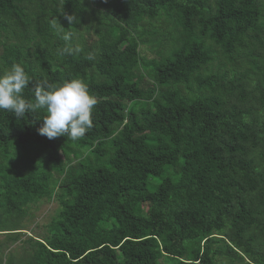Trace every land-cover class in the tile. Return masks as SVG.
Returning <instances> with one entry per match:
<instances>
[{
  "label": "trees",
  "instance_id": "16d2710c",
  "mask_svg": "<svg viewBox=\"0 0 264 264\" xmlns=\"http://www.w3.org/2000/svg\"><path fill=\"white\" fill-rule=\"evenodd\" d=\"M64 14L80 53L59 54ZM13 64L97 103L77 141L0 110V264H264V0H0Z\"/></svg>",
  "mask_w": 264,
  "mask_h": 264
},
{
  "label": "clouds",
  "instance_id": "9594fccd",
  "mask_svg": "<svg viewBox=\"0 0 264 264\" xmlns=\"http://www.w3.org/2000/svg\"><path fill=\"white\" fill-rule=\"evenodd\" d=\"M64 15L69 24L67 28L56 17L49 21L51 29L65 42L58 50L59 54L80 53L81 48L73 43L76 34L71 30L74 28L71 25L78 20L73 15ZM30 86H33V81L25 69L19 64L11 65L0 74V110L19 119L28 113L44 110L46 115L42 118L43 126L38 129V134L49 140L64 136L77 141L92 128L97 100L83 80L73 78L54 86L47 79H42L33 86L34 100L24 97L25 89Z\"/></svg>",
  "mask_w": 264,
  "mask_h": 264
},
{
  "label": "rangeland",
  "instance_id": "374dc122",
  "mask_svg": "<svg viewBox=\"0 0 264 264\" xmlns=\"http://www.w3.org/2000/svg\"><path fill=\"white\" fill-rule=\"evenodd\" d=\"M142 51L145 53V55L150 58L152 56V53L147 50V48L143 45H141ZM58 202L56 200H42L40 202L34 203L29 208V213L25 217V219L22 222V229L21 232H23L22 240H24L28 236L33 237H41L46 232V225L49 223V221L52 219L53 216H55L57 210H58ZM6 240V235L3 233H0V243H3ZM21 242H17L14 245L10 247V249H15L18 244ZM8 251L4 250V253L7 254Z\"/></svg>",
  "mask_w": 264,
  "mask_h": 264
},
{
  "label": "water",
  "instance_id": "95a60500",
  "mask_svg": "<svg viewBox=\"0 0 264 264\" xmlns=\"http://www.w3.org/2000/svg\"><path fill=\"white\" fill-rule=\"evenodd\" d=\"M39 240V239H38Z\"/></svg>",
  "mask_w": 264,
  "mask_h": 264
}]
</instances>
